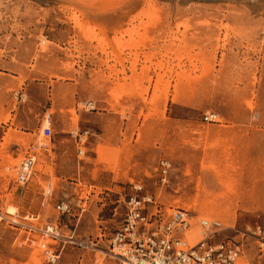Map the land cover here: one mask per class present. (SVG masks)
Returning a JSON list of instances; mask_svg holds the SVG:
<instances>
[{"label":"rangeland","instance_id":"1","mask_svg":"<svg viewBox=\"0 0 264 264\" xmlns=\"http://www.w3.org/2000/svg\"><path fill=\"white\" fill-rule=\"evenodd\" d=\"M69 1L0 0V205L78 242H60L57 264H115L108 236L140 183L264 264V0H130L109 16L114 0ZM24 234L1 227L0 264H46Z\"/></svg>","mask_w":264,"mask_h":264},{"label":"built area","instance_id":"2","mask_svg":"<svg viewBox=\"0 0 264 264\" xmlns=\"http://www.w3.org/2000/svg\"><path fill=\"white\" fill-rule=\"evenodd\" d=\"M82 106L87 109L95 108L90 100L85 101ZM203 120L217 122L218 114L212 111L204 112ZM41 132L44 138H51L50 114L45 116ZM35 157L34 152H26L13 165L14 182L18 185H24L31 180ZM160 165L165 173L167 163L161 161ZM122 201V218L110 232L107 241L108 251L115 264H241L238 259L242 254V243L215 236L222 229L220 221L208 222L199 219V224L205 228L204 237L188 245L185 234L192 226V215L188 210L160 203L153 194L143 191L140 183L134 182L128 183ZM54 208L59 214L68 213L70 210L64 201L57 202ZM38 216L27 213L20 217L17 210L11 213L0 205V229L4 225L23 229L24 236H16L14 241L19 244L26 241L37 242L46 264H57L60 242L66 239L72 243L78 242L71 236H62L56 221L46 220L37 225ZM253 233L261 245H264V229H256ZM48 239L57 243L49 242Z\"/></svg>","mask_w":264,"mask_h":264},{"label":"bare ground","instance_id":"3","mask_svg":"<svg viewBox=\"0 0 264 264\" xmlns=\"http://www.w3.org/2000/svg\"><path fill=\"white\" fill-rule=\"evenodd\" d=\"M71 2H74L73 0H70ZM69 1V3H70V5L72 4L71 2ZM103 1V0H102ZM107 1V0H106ZM115 1V0H114ZM114 1H111V2H113L112 3V8L111 7H109V9H107V10H102V11H100V12H102V13H104V14H107L108 16L109 15H112V14H114L115 12H117V11H119L120 9H122L123 7H125V4L127 5V3H129V1L130 0H121L118 4L116 3V1L118 2V0H116L115 2ZM244 1H248V0H244ZM257 1V0H256ZM91 2H92V0H91ZM91 2L89 3L90 5H91ZM108 2H109V0H108ZM65 3H66V1H65ZM84 3H86V2H84ZM251 3V2H250ZM106 4V3H105ZM111 3L109 2V5H110ZM114 4H117L116 6L114 5ZM79 5V4H78ZM103 5H104V3H103ZM103 5H100V6H102V7H105V6H103ZM113 5H114V7H113ZM77 6V5H76ZM84 6V5H83ZM88 6V5H87ZM100 6H98V7H100ZM107 6V5H106ZM111 6V5H110ZM90 7V6H89ZM92 7V6H91ZM90 7V8H91ZM78 8H80V7H78ZM86 10V9H85ZM79 11H80V9H79ZM92 11V10H91ZM81 12H83L82 10H81ZM101 14V13H100ZM103 14V15H104ZM45 123V122H44ZM43 123V124H44ZM32 147L33 148H37V147H41V144H34V145H32ZM32 151H34L33 149H32ZM12 171V170H11ZM8 174H9V172H8ZM8 212H15L16 211V208H14V209H11V210H8V209H6ZM200 220H207L208 222H211L212 220H215V219H211V220H209V219H207V218H200ZM198 221H199V219H198ZM192 223V222H191ZM205 232V228H203V226H201L200 224H199V222H195V223H193L192 224V226H191V228L188 230V231H186V234H185V238H186V242H188V245H192V244H194L195 242H197L198 240H200V239H202L203 237H204V233ZM107 252L109 253V251L107 250ZM110 255H111V253H109ZM112 256V255H111ZM241 260V259H240ZM240 262V261H239Z\"/></svg>","mask_w":264,"mask_h":264}]
</instances>
